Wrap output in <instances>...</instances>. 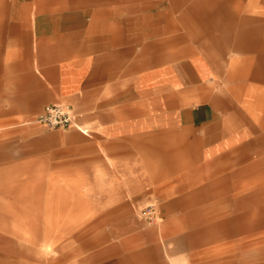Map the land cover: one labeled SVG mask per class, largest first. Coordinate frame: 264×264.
Here are the masks:
<instances>
[{"label": "crops", "instance_id": "1", "mask_svg": "<svg viewBox=\"0 0 264 264\" xmlns=\"http://www.w3.org/2000/svg\"><path fill=\"white\" fill-rule=\"evenodd\" d=\"M52 105L75 123L34 141L64 142L51 189L100 192L68 201L83 217L138 221L142 241L98 264H165L149 206L181 264H264V202H249L252 175L264 190V0H0V127Z\"/></svg>", "mask_w": 264, "mask_h": 264}, {"label": "rangeland", "instance_id": "2", "mask_svg": "<svg viewBox=\"0 0 264 264\" xmlns=\"http://www.w3.org/2000/svg\"><path fill=\"white\" fill-rule=\"evenodd\" d=\"M230 55L233 53L230 52L224 57L225 61L219 63L218 82L225 94L230 90L226 80ZM25 122L19 127H0V264H98L99 254H121L120 251L104 250L108 244L142 241L137 237L141 232L135 217H83L89 213L77 210L74 202H68L78 200L83 194L93 196L91 202L98 201L100 192L51 189V147L58 141L60 146L64 142L57 139L43 142L42 152L39 149L37 153L33 144L41 137L45 140L46 136H63L67 132L49 131L35 123ZM255 177L252 175L249 202H264V190L260 197L258 184L253 182ZM251 206L258 222L259 205ZM186 223L192 227L211 226L210 219L186 220ZM156 225L158 227L152 230L155 240L147 242L165 245V264H181L180 254L185 252L173 250V236L166 238L162 234L159 218ZM186 237L187 243L211 241L209 231Z\"/></svg>", "mask_w": 264, "mask_h": 264}, {"label": "built area", "instance_id": "3", "mask_svg": "<svg viewBox=\"0 0 264 264\" xmlns=\"http://www.w3.org/2000/svg\"><path fill=\"white\" fill-rule=\"evenodd\" d=\"M40 127L53 131H66L74 126L75 116L72 110L63 105L47 106L33 121ZM141 219L147 226H155L158 222V211L149 206L141 212Z\"/></svg>", "mask_w": 264, "mask_h": 264}]
</instances>
